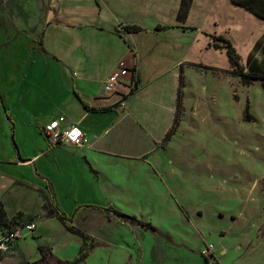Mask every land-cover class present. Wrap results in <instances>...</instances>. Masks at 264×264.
Wrapping results in <instances>:
<instances>
[{"label": "rangeland", "instance_id": "374dc122", "mask_svg": "<svg viewBox=\"0 0 264 264\" xmlns=\"http://www.w3.org/2000/svg\"><path fill=\"white\" fill-rule=\"evenodd\" d=\"M96 2L43 0V16L47 20L65 17L70 21L72 17H79L95 21L96 10L121 9L123 17L130 15L133 19L124 17L115 21L116 13L109 11L110 20L115 22L109 20L110 24L105 27L124 34L128 23L143 27L136 37V50L133 47L129 52H136V57L141 53L146 72L154 68L178 72L183 68L184 111L175 135L170 143L163 145L170 148L174 169L171 175L183 179L184 185L176 182V185L166 186L163 181L166 170L160 169L157 185L140 186L136 184L133 170L108 171L110 163L100 161L101 169L110 174L116 184H130L109 186L108 200L104 204L143 220L152 217L155 225L170 227L175 234L168 240L161 233L123 225L117 219L109 220L106 213L90 225L87 220L90 213L84 210L77 225L98 239V248L88 257L87 264H136V260L137 264L207 262L204 250L209 243L215 248L205 253L213 264H264V89L260 82L245 84L239 76H234L226 50L214 47L211 37L225 35L232 40L245 64L251 59L260 63L264 60V19L230 0H193L185 21L177 18L181 0ZM69 3L72 8L68 7ZM70 9L75 11L74 15H70ZM157 24L166 29L154 30ZM101 38L111 44L107 38ZM132 39L131 34L126 35V41L132 43ZM96 43L102 48L107 46ZM115 52L120 54L119 50ZM115 54L113 60L105 58L106 61L99 64L103 72L113 64L127 65L119 62L120 55ZM5 60L0 55V110L6 120V102L15 99L14 90L10 88L13 78L2 67ZM149 90L150 86L141 87L133 101L150 98ZM247 105L250 120L245 118ZM127 106L120 108L122 112ZM13 124L16 125L14 120L10 122L12 129ZM29 125L26 117L18 118L19 132H33L28 129ZM35 135L41 136L37 131ZM13 140L18 146L15 136ZM196 179L201 181L193 182ZM196 183L199 184L194 185ZM84 189L89 188H77L79 200L99 196L86 194ZM171 197L174 202L169 206ZM68 202L61 197L60 204L67 213L74 204L73 200ZM82 203L89 202H78ZM161 204L176 215L164 214ZM179 210L189 214V219L179 220ZM186 224L191 225L186 228ZM40 229L43 240H55L58 252L53 253L52 247L45 245L43 252L35 253L32 233H27L25 238L31 254L5 255L0 264H67L68 258L77 253L81 238L68 232L56 217H50Z\"/></svg>", "mask_w": 264, "mask_h": 264}, {"label": "crops", "instance_id": "0c3cea01", "mask_svg": "<svg viewBox=\"0 0 264 264\" xmlns=\"http://www.w3.org/2000/svg\"><path fill=\"white\" fill-rule=\"evenodd\" d=\"M96 1L94 0L95 4ZM42 4L43 0H0V55L6 59L2 66L4 71L13 78L14 83L10 88L14 90L15 99L10 100L12 104L6 102L8 108V112L5 111L6 120L0 110V202L9 219L18 213H23L22 216L25 217L35 216L37 228L31 239L35 241V253L39 254L40 247L45 245L52 247L53 253L58 252L55 240H43V232L40 229L42 223L50 217H56L48 215L44 208L50 191L55 193L61 208L62 196L69 201L68 204L73 200L74 204L68 213L62 208L71 216L79 205H111L104 204L108 200L109 186L130 185L116 184L111 180V175L100 167L99 162L102 160L110 163L108 171L133 170L136 173V184L140 186L157 185V171L160 169L166 170L163 179L166 186L176 185V182L184 185L183 179L173 176L170 148L167 149L163 145L172 139L179 127L172 137L165 141L177 109L180 69L178 72H164L155 68L149 72L144 70L141 53L139 52L136 57V52L135 54L129 52L133 47L136 50V37L139 33L128 31L125 34L118 33L105 27L118 19L132 17L130 15L123 17L121 9L117 11L105 7L106 9L97 12L91 6L96 13L95 21L79 17H72L70 21L65 17L47 20L43 16ZM69 6L73 7L70 3ZM70 10L72 11L70 15H74L75 11ZM109 11L116 13L115 21L110 20ZM59 14L65 15L62 12ZM89 32L91 33L88 34ZM128 34L132 35V43L135 45L126 41ZM101 37L107 38L111 44L103 42ZM39 40H42L41 45ZM96 41L107 46L102 48ZM117 50L120 54L115 52ZM115 53L117 56L120 55L119 62H125L135 70V91L128 101L125 112L116 104V96H109L104 92L105 80L118 64L111 65L106 72L99 67L106 59L113 60ZM145 86H150V98L133 101L137 91ZM82 99L92 107L104 109H88ZM15 103H18L17 108ZM23 116L32 125H29L28 129L33 132L24 130L19 132L18 118ZM60 116H65L68 123H78L88 134L90 143L84 147H53L50 144L49 146L42 128ZM13 120L16 125L13 124L12 129L10 122ZM36 131L41 135L38 138L35 135ZM14 136L18 143V146L15 143V147L11 141ZM198 179L193 182L201 181ZM48 184L51 185V189ZM197 184L199 183L194 185ZM79 186L89 188L84 189L86 194L99 196L79 200L77 197ZM169 201L171 206L174 200L171 197ZM162 209L164 214L176 215L168 211L166 206ZM84 210L90 213L87 214L90 225L95 224L94 220L102 216V213H106L96 209H83L76 217V225ZM179 213L181 214L177 217L179 220L190 217L180 210ZM106 214L110 220L108 213ZM136 217L143 220L137 215ZM151 218L143 221L150 222L158 233L171 240L170 236H174L175 233H172L170 227L155 225ZM189 225L191 224H186L185 227ZM2 234L0 225V239ZM78 244L80 248L82 239H79ZM30 254L28 240L24 237L4 256ZM87 259L81 264H87ZM184 264L213 263L210 260L207 262L201 260L199 263Z\"/></svg>", "mask_w": 264, "mask_h": 264}, {"label": "trees", "instance_id": "16d2710c", "mask_svg": "<svg viewBox=\"0 0 264 264\" xmlns=\"http://www.w3.org/2000/svg\"><path fill=\"white\" fill-rule=\"evenodd\" d=\"M236 5L242 6L251 13L255 14L256 16L264 19V0H230ZM193 0H181L179 10L177 13V18L180 21H185L189 16L191 6ZM126 31L139 33L143 30V27L138 24H126L125 27ZM155 30L161 31L166 29L165 26H161L160 24L156 25ZM212 45L217 48H224L228 55L229 62L231 64V71L233 75H237L241 78L242 82L245 84H253L260 82L264 89V60L260 63H257L254 59H251L247 64H245L242 60L241 55L238 53L236 46L232 42V40L226 37L223 34L212 35ZM42 40H39V44L41 45ZM254 53L251 54L253 56ZM185 87V76L183 73V68L180 67V74H179V85L177 91V109L174 117V122L172 127L168 130L165 136V141L169 140L172 135L175 133L177 127L179 126L181 116L184 111L183 106V88ZM84 105L88 109L92 110H103L101 108H95L89 105L88 102L83 100ZM249 106L247 105L245 108V118L250 120L251 116L247 115ZM15 144V141H14ZM48 187L51 189V185L48 184ZM45 210L48 212V215H55L57 219L64 225V227L71 233L78 235L82 239V244L78 250V252L71 258L67 260V264H81L83 263L96 249L98 240L97 238L86 232L85 230L81 229L75 224V220L77 215L83 209H96L101 210L108 213L109 218L117 219L124 225H138L142 226L153 233H157L156 228L150 223L143 220L138 219L135 215L126 214L111 205L102 206V205H95V204H83L79 205L73 214L69 216L57 203L55 193L50 191V195L47 196L46 202L44 205ZM23 213H18L13 218L9 219L6 211L3 207L2 202H0V225L2 227L3 232L5 231L6 227L9 226L10 223H15L21 218L26 219V221L34 220L35 216L25 217L22 216ZM264 232V231H263ZM44 247H40V251L43 252ZM45 254V252H44ZM209 260V255L204 254ZM4 256L3 252H0V260Z\"/></svg>", "mask_w": 264, "mask_h": 264}, {"label": "built area", "instance_id": "2783aa9c", "mask_svg": "<svg viewBox=\"0 0 264 264\" xmlns=\"http://www.w3.org/2000/svg\"><path fill=\"white\" fill-rule=\"evenodd\" d=\"M134 67L119 63L107 76L104 92L109 96H116V104L120 108L127 106L129 98L135 91ZM45 136L51 146L84 147L90 143L88 134L78 123L66 122L65 116L55 118L45 124ZM37 228L36 221H26L21 218L6 227L0 239V252L6 253L13 249L15 243L24 238L27 233H34ZM214 244L209 243L204 250L213 251Z\"/></svg>", "mask_w": 264, "mask_h": 264}, {"label": "water", "instance_id": "95a60500", "mask_svg": "<svg viewBox=\"0 0 264 264\" xmlns=\"http://www.w3.org/2000/svg\"><path fill=\"white\" fill-rule=\"evenodd\" d=\"M42 132L45 133L44 128H42Z\"/></svg>", "mask_w": 264, "mask_h": 264}]
</instances>
